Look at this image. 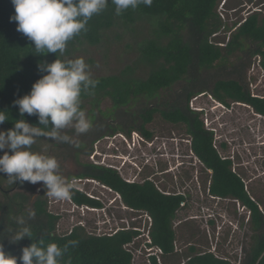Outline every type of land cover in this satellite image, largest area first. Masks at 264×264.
Here are the masks:
<instances>
[{"label": "trees", "instance_id": "1", "mask_svg": "<svg viewBox=\"0 0 264 264\" xmlns=\"http://www.w3.org/2000/svg\"><path fill=\"white\" fill-rule=\"evenodd\" d=\"M220 1L152 0L150 7L141 3L136 9L129 8L117 15L115 5L108 0L106 8L87 22L86 30L67 43L63 54L33 55L34 44L17 31V22L10 21L15 12L11 0H0V111L6 117L0 126L5 132L22 119L14 101L28 94L32 85L47 74L38 70V64L51 63L56 58L69 62L79 47L100 45L105 32L113 28L133 31L137 25L146 27L144 39L137 44V57L115 75L92 78L98 81L93 93H82L81 109L89 106L92 114V127L84 133L89 135L90 143L87 147L79 141L74 148L75 161L83 169L78 178L92 180L117 194L127 210L150 216V237L152 244L162 250V264L232 263L195 246H189L184 252L176 250L174 223L187 202L186 195L165 194L150 180L127 182L114 169L81 162V156L92 154L96 140L116 134L130 137L137 133L150 141L153 135L148 126L156 116L164 123L182 127L192 155L206 172H211L206 189L208 196L232 200L249 214L250 243L243 250L239 264H264V212L260 209V201L250 196L243 178L234 170L233 160L219 154L214 133L205 128L202 114L190 108L194 97L205 94L226 108L232 104L246 106L264 120V99L252 97L245 80V73L256 57H259V66L264 73L263 12H253L242 22L233 23L236 28L231 31L218 14ZM222 30L230 33L224 46L220 47L214 42L213 35ZM215 69H228V77H210L208 73ZM176 84L180 88L172 99L157 102L162 92L170 91ZM105 100L111 107L102 112L100 105ZM135 103L138 109L127 114L130 120L116 122L115 112L122 109L127 113ZM96 113L105 119L97 118ZM113 116L115 122L111 121ZM23 118L33 126L44 127L38 125L35 115L25 113ZM68 135L78 136L75 131ZM43 139L37 137L36 141ZM62 144L66 146L67 143ZM36 147L34 144L32 150ZM221 147L226 146L222 144ZM8 152L11 154L10 150ZM261 167L264 169V159ZM45 193L46 189L28 211L4 208L0 216V245L6 254L20 257L22 249L33 242L43 247L56 243L61 248L68 246L60 264H132V255L124 248L138 235L132 225L103 235L87 233L83 226L77 225L65 234H58L56 229L61 217L48 211ZM70 201L76 207H103L99 200L74 189ZM31 211L35 212L34 218L29 217ZM21 216L25 226L30 228L31 238L12 243L15 232L21 227L16 222ZM72 241L77 242L75 246L70 243ZM17 264L22 262L18 259ZM151 264H157L154 258H151Z\"/></svg>", "mask_w": 264, "mask_h": 264}, {"label": "rangeland", "instance_id": "2", "mask_svg": "<svg viewBox=\"0 0 264 264\" xmlns=\"http://www.w3.org/2000/svg\"><path fill=\"white\" fill-rule=\"evenodd\" d=\"M218 8L223 21L233 31V23L242 22L249 14L261 11L264 15V0H226L224 7ZM145 32L146 27L138 25L133 27V31L113 28L105 32L100 45L79 47L72 54L71 61L83 59L89 66L92 78L115 75L137 57V44L144 39ZM229 33L222 30L214 42L224 44ZM227 70L215 69L208 75L217 79L227 78ZM245 80L249 89L252 85L254 93L264 96V78L260 76L256 61L253 60L246 71ZM179 88L180 85L176 84L170 91L162 92L157 102L172 99ZM192 104L194 108L207 112L208 123L204 125L214 129L217 151L222 157L233 160L234 170L243 178L250 196L260 201V209L264 212V169L261 167L264 159V120L243 105L232 104L229 109H222L208 96L198 98ZM137 106V103L132 105L127 113L122 109L116 111V122L127 123L130 120L127 114L135 112ZM110 107V102L105 100L100 110L104 112ZM84 111L90 119V107L85 106ZM95 116L105 119L99 113ZM113 118L111 121L115 122ZM148 129L153 135L150 141L140 140L133 135L129 138L120 137L118 134L98 139L93 144L92 154L81 156V162L92 161L111 167L128 182L150 180L163 193L186 195L187 202L178 212L174 223L177 251L184 252L189 246H195L200 251H210L227 258L232 264H239L243 250L250 243L248 212L232 200L208 196L206 189L211 172H206L192 155L189 139L182 127L164 123L156 116ZM0 131H4L1 126ZM72 131L75 130L65 129L62 134L68 135ZM88 136L73 135L71 140L75 144L83 141L88 147ZM35 144L39 146L41 154L54 156L58 160L60 171L64 169L60 161L66 151L62 149L61 143L43 139ZM222 144L226 147L222 148ZM4 151L8 149L1 151L2 155ZM78 167L76 163L75 171H78ZM71 182H74L75 187L83 189L86 195L99 200L103 207H76L70 199L56 200L47 196L48 210L61 217L56 229L58 234H65L77 225L83 226L90 234H111L117 229L141 222L142 215L127 210L118 195L107 188L92 180L79 182L76 179ZM139 245L136 243L135 248ZM140 258L136 254V260ZM178 261L182 262V259Z\"/></svg>", "mask_w": 264, "mask_h": 264}, {"label": "clouds", "instance_id": "3", "mask_svg": "<svg viewBox=\"0 0 264 264\" xmlns=\"http://www.w3.org/2000/svg\"><path fill=\"white\" fill-rule=\"evenodd\" d=\"M14 15L10 21L17 22V31L34 44L35 54L44 55L57 52L63 54L67 43L82 31L87 22L101 13L108 0H11ZM115 12L120 15L125 10L136 9L141 3L151 6L152 0H111ZM38 70L47 73L38 79L31 91L14 101L19 108L20 118L8 131H0V173H5L10 182L25 181L36 184L43 182L45 195L56 200L71 198L74 182H69L60 174V164L54 156L32 150L37 137L59 143H71L63 130L73 128L76 134L87 133L92 122L81 109L82 93L92 94L98 81L92 79L89 66L83 59L64 62L55 59L51 63L38 64ZM38 117V125L29 124L24 114ZM6 121L0 111V124ZM50 129V130H48ZM34 218L35 212H29ZM21 227L15 232L11 242L16 243L25 237L31 238L30 228L24 217L17 218ZM73 246L76 241L70 242ZM56 243L46 247L32 243L22 249L20 257L8 255L0 245V264H60L67 251Z\"/></svg>", "mask_w": 264, "mask_h": 264}, {"label": "flooded vegetation", "instance_id": "4", "mask_svg": "<svg viewBox=\"0 0 264 264\" xmlns=\"http://www.w3.org/2000/svg\"><path fill=\"white\" fill-rule=\"evenodd\" d=\"M71 136L70 138L72 139L73 137ZM74 145V141L73 143H67L66 146L61 143L62 149H64L66 152L65 156L60 161V163H62V165L64 166V169L60 171V174L63 175L69 182H71V180L76 179L79 182H81L82 180H88L77 177L83 169L81 166L78 165V171H75L76 161ZM33 151L40 152L39 146L34 148ZM67 163L70 165L68 166ZM0 178V216L3 214L4 208L8 206L12 207L14 211H17L19 209L28 211V209L31 208L32 204L37 199V197H39L45 190L42 186L43 182H38L36 184H31L27 181H25L23 184L19 182L12 183L10 182V180H8V176L5 173H0ZM73 189H79L81 190L79 192L84 193L83 189L77 188L75 186L73 187ZM84 194L86 195V193Z\"/></svg>", "mask_w": 264, "mask_h": 264}, {"label": "built area", "instance_id": "5", "mask_svg": "<svg viewBox=\"0 0 264 264\" xmlns=\"http://www.w3.org/2000/svg\"><path fill=\"white\" fill-rule=\"evenodd\" d=\"M225 3H226V0H221L220 1V3H219V5H218V7H224V5H225ZM217 11H218V14H219V16L221 17V19L223 20V18H222V13L219 11V8L217 9ZM239 24H237V26H238ZM236 27H234V29H235ZM218 35L219 34H215V35H213V38H217L218 37ZM227 40H228V38H227ZM226 40V41H227ZM216 45L217 46H220V47H223L224 46V44H220V43H217L216 42ZM254 61H256V65H257V67L259 68V71H260V76L262 77V78H264V73H263V71L261 70V68H260V66H259V61H260V59H259V57H256L255 59H254ZM250 92H251V95H252V97H256V98H261V99H264V96H260V95H258V94H256V93H254V91H253V86L251 85L250 86ZM203 96H208V95H205V94H201V95H198V96H196V97H194L192 100H191V102H190V108L193 110V111H195V112H198V113H201L202 115H201V118H202V120H203V123H205V125H206V123H208V116H207V112L204 110V109H198V108H194L193 107V101H196L198 98H201V97H203ZM208 98L211 100V101H213L214 102V104H216V106H218V107H220V108H222V109H229V108H226L225 106H223L222 104H220V103H218V102H216V101H214L212 98H211V96H208ZM258 116V115H257ZM260 117V116H259ZM261 118V117H260ZM204 125V126H205ZM205 128L207 129V130H209V131H211V132H213V133H215V131H214V129H212V128H208V127H206L205 126ZM120 137H123L124 135H122V134H118ZM131 135H133V136H136V137H138L140 140H143V138L139 135V134H137V133H132ZM214 137H215V134H214ZM129 138V137H128ZM189 144H190V142H189ZM92 157V156H91ZM90 157V158H91ZM93 158V157H92ZM92 158H91V160H92ZM91 163H93L94 165H98L97 163H95V162H92L91 161ZM98 166H104V165H98ZM104 167H107V166H104ZM107 168H111V167H107ZM111 169H113V168H111ZM128 182V181H127ZM78 191H81V190H79V189H77ZM109 190V189H108ZM165 194H169V193H165ZM117 195V194H116ZM88 197H90V198H93V197H91L90 195H88ZM119 197V196H118ZM93 199H95V198H93ZM96 200V199H95ZM75 206V205H74ZM182 206H183V204H182ZM131 212H133V211H131ZM135 213V212H134ZM139 214H141L142 216H141V222H139V223H134V225L132 224V226H133V230L134 231H136V232H138V235H137V237L134 239V241L133 242H131L130 244H127L124 248H125V250L126 251H128L129 253H131V255H132V264H151V258H154L155 259V262L157 263V264H162V250L159 248V247H156V246H154L153 244H152V241H151V237H150V230H151V226H152V220H151V218H150V216L149 215H147L146 213H139ZM131 226H128L127 228H121V229H117L116 231H114L113 233H115V232H117L118 230H123V229H128V228H130ZM136 243H138V244H140L139 245V247H137V248H135V246H136ZM175 248H176V246H175ZM176 250H177V248H176ZM136 254H139V256H141V258L139 259V260H136Z\"/></svg>", "mask_w": 264, "mask_h": 264}, {"label": "crops", "instance_id": "6", "mask_svg": "<svg viewBox=\"0 0 264 264\" xmlns=\"http://www.w3.org/2000/svg\"><path fill=\"white\" fill-rule=\"evenodd\" d=\"M210 172V171H209ZM208 186V185H207ZM212 198V197H211ZM220 200V199H219Z\"/></svg>", "mask_w": 264, "mask_h": 264}]
</instances>
